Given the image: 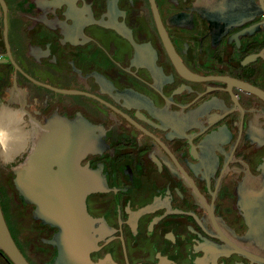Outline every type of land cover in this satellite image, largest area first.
Listing matches in <instances>:
<instances>
[{
  "label": "flooded vegetation",
  "instance_id": "af4514ba",
  "mask_svg": "<svg viewBox=\"0 0 264 264\" xmlns=\"http://www.w3.org/2000/svg\"><path fill=\"white\" fill-rule=\"evenodd\" d=\"M258 119L264 0H0V202L30 264L59 253L16 183L40 157L92 189L90 264H264Z\"/></svg>",
  "mask_w": 264,
  "mask_h": 264
},
{
  "label": "water",
  "instance_id": "95a60500",
  "mask_svg": "<svg viewBox=\"0 0 264 264\" xmlns=\"http://www.w3.org/2000/svg\"><path fill=\"white\" fill-rule=\"evenodd\" d=\"M44 179V158L29 160L17 171L21 195L36 207V216L59 228L56 264H90V249L96 239L94 220L86 206L91 188L73 182L62 173ZM0 248L15 264H30L17 246L0 202Z\"/></svg>",
  "mask_w": 264,
  "mask_h": 264
},
{
  "label": "clouds",
  "instance_id": "9594fccd",
  "mask_svg": "<svg viewBox=\"0 0 264 264\" xmlns=\"http://www.w3.org/2000/svg\"><path fill=\"white\" fill-rule=\"evenodd\" d=\"M258 126L259 127H264V120L258 119ZM32 130L38 134L39 131H40V128H39L38 125H32ZM17 155H19V154H17ZM0 162H2L4 164H8V163L12 162V159L4 158L3 160H0Z\"/></svg>",
  "mask_w": 264,
  "mask_h": 264
},
{
  "label": "bare ground",
  "instance_id": "6f19581e",
  "mask_svg": "<svg viewBox=\"0 0 264 264\" xmlns=\"http://www.w3.org/2000/svg\"><path fill=\"white\" fill-rule=\"evenodd\" d=\"M33 147H34V149L36 148V143H33V145H32ZM23 164H25L24 162L22 163V165ZM22 165H20V167L22 166ZM19 170V169H18ZM17 176H18V174H17Z\"/></svg>",
  "mask_w": 264,
  "mask_h": 264
}]
</instances>
